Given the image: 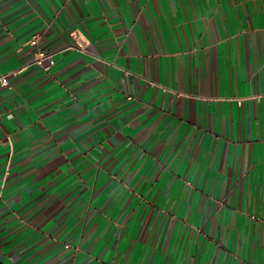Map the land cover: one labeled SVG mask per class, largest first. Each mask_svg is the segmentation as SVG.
I'll use <instances>...</instances> for the list:
<instances>
[{
	"label": "crops",
	"instance_id": "1",
	"mask_svg": "<svg viewBox=\"0 0 264 264\" xmlns=\"http://www.w3.org/2000/svg\"><path fill=\"white\" fill-rule=\"evenodd\" d=\"M11 72L4 264H264V0H0Z\"/></svg>",
	"mask_w": 264,
	"mask_h": 264
},
{
	"label": "built area",
	"instance_id": "2",
	"mask_svg": "<svg viewBox=\"0 0 264 264\" xmlns=\"http://www.w3.org/2000/svg\"><path fill=\"white\" fill-rule=\"evenodd\" d=\"M73 38L75 39V41L77 42V44H78L80 47H82V46H81V43H80V41H79V35H78L77 33H73ZM31 44H32L33 46H37V45H38V36H34V37L32 38V40H31ZM82 52L84 53V52H86V51L82 50ZM50 56H51L50 53L38 52V54H37V57H38V58L36 59V62H35V63L40 64V62H41L42 60H44V59H48ZM46 70H48V69H46ZM15 74H17V72H11V73L8 74V75L0 76V81H1L3 84H7V79H8V77H9L10 75H15ZM261 97L264 98V96H261Z\"/></svg>",
	"mask_w": 264,
	"mask_h": 264
},
{
	"label": "water",
	"instance_id": "3",
	"mask_svg": "<svg viewBox=\"0 0 264 264\" xmlns=\"http://www.w3.org/2000/svg\"><path fill=\"white\" fill-rule=\"evenodd\" d=\"M0 264H4V263L0 260Z\"/></svg>",
	"mask_w": 264,
	"mask_h": 264
}]
</instances>
